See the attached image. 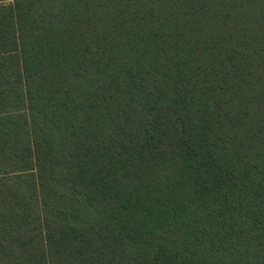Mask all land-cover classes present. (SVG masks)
Listing matches in <instances>:
<instances>
[{
    "label": "trees",
    "instance_id": "1",
    "mask_svg": "<svg viewBox=\"0 0 264 264\" xmlns=\"http://www.w3.org/2000/svg\"><path fill=\"white\" fill-rule=\"evenodd\" d=\"M0 264H264V0H0Z\"/></svg>",
    "mask_w": 264,
    "mask_h": 264
}]
</instances>
